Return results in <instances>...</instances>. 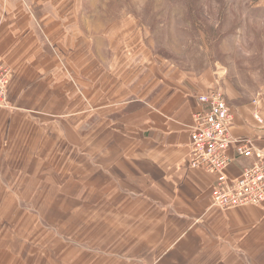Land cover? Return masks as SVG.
Segmentation results:
<instances>
[{
	"label": "crops",
	"instance_id": "0c3cea01",
	"mask_svg": "<svg viewBox=\"0 0 264 264\" xmlns=\"http://www.w3.org/2000/svg\"><path fill=\"white\" fill-rule=\"evenodd\" d=\"M87 11L80 0H0V56L12 69L0 236L9 221L26 230L46 220L63 236L78 222L95 244L64 264H264V204L220 210L217 176L190 164L211 79L188 84L151 64L131 17L89 31ZM229 106L232 136L264 151V102ZM227 154L231 180L254 163L234 146ZM62 250L77 247L48 249Z\"/></svg>",
	"mask_w": 264,
	"mask_h": 264
},
{
	"label": "rangeland",
	"instance_id": "374dc122",
	"mask_svg": "<svg viewBox=\"0 0 264 264\" xmlns=\"http://www.w3.org/2000/svg\"><path fill=\"white\" fill-rule=\"evenodd\" d=\"M80 4L88 10L87 27L93 33L110 21L131 17L134 37L142 40L141 49L151 55V64L181 72L188 84L196 78L211 79L234 106L264 102V0H80ZM22 222H7V233L0 236L1 264L73 263L71 256L80 253L78 245L95 244V238L79 237L78 222L68 236L48 230L46 220L26 230ZM59 244L77 250L48 251Z\"/></svg>",
	"mask_w": 264,
	"mask_h": 264
},
{
	"label": "built area",
	"instance_id": "2783aa9c",
	"mask_svg": "<svg viewBox=\"0 0 264 264\" xmlns=\"http://www.w3.org/2000/svg\"><path fill=\"white\" fill-rule=\"evenodd\" d=\"M12 69L0 56V109H10L8 88ZM198 101L206 109L193 117L191 130L192 168H203L217 176L213 190V205L222 211L264 204V151L256 149L250 139H236L231 134L233 113L223 90L213 85ZM259 124L262 118L255 115ZM235 147L240 157L253 158L254 163L231 180L226 170L231 163L227 152Z\"/></svg>",
	"mask_w": 264,
	"mask_h": 264
}]
</instances>
